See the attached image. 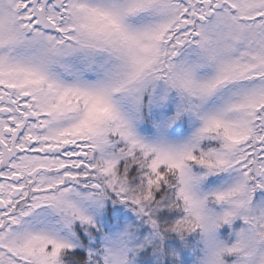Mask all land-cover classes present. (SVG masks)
<instances>
[{
	"label": "snow or ice",
	"instance_id": "obj_1",
	"mask_svg": "<svg viewBox=\"0 0 264 264\" xmlns=\"http://www.w3.org/2000/svg\"><path fill=\"white\" fill-rule=\"evenodd\" d=\"M0 264H264V0H0Z\"/></svg>",
	"mask_w": 264,
	"mask_h": 264
}]
</instances>
